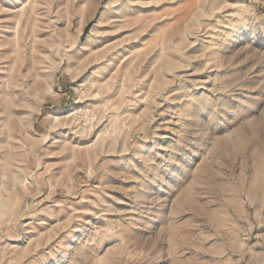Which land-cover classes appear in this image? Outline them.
I'll list each match as a JSON object with an SVG mask.
<instances>
[{
	"label": "rangeland",
	"instance_id": "rangeland-1",
	"mask_svg": "<svg viewBox=\"0 0 264 264\" xmlns=\"http://www.w3.org/2000/svg\"><path fill=\"white\" fill-rule=\"evenodd\" d=\"M0 264H264V0H0Z\"/></svg>",
	"mask_w": 264,
	"mask_h": 264
}]
</instances>
